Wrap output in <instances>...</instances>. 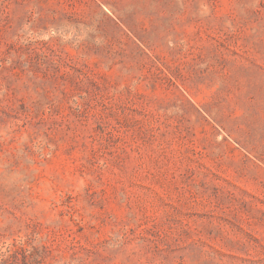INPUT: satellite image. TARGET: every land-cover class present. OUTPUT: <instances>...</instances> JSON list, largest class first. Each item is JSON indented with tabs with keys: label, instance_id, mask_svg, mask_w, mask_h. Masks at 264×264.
Segmentation results:
<instances>
[{
	"label": "rangeland",
	"instance_id": "1",
	"mask_svg": "<svg viewBox=\"0 0 264 264\" xmlns=\"http://www.w3.org/2000/svg\"><path fill=\"white\" fill-rule=\"evenodd\" d=\"M0 264H264V0H0Z\"/></svg>",
	"mask_w": 264,
	"mask_h": 264
}]
</instances>
